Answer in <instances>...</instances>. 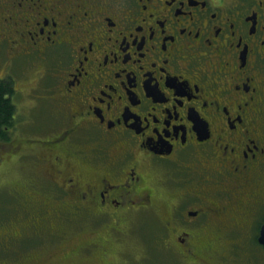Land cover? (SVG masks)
<instances>
[{
  "label": "flooded vegetation",
  "instance_id": "flooded-vegetation-1",
  "mask_svg": "<svg viewBox=\"0 0 264 264\" xmlns=\"http://www.w3.org/2000/svg\"><path fill=\"white\" fill-rule=\"evenodd\" d=\"M0 11V46L17 55L0 72L15 105L0 160L38 159L51 187L26 180L17 204L35 227L70 221L63 264L114 234L159 241L161 223L181 264L264 261V0H0ZM26 93L46 107L22 123ZM114 245L94 254L114 264Z\"/></svg>",
  "mask_w": 264,
  "mask_h": 264
},
{
  "label": "rangeland",
  "instance_id": "rangeland-1",
  "mask_svg": "<svg viewBox=\"0 0 264 264\" xmlns=\"http://www.w3.org/2000/svg\"><path fill=\"white\" fill-rule=\"evenodd\" d=\"M231 2V1H230ZM0 14H3V12L0 11ZM6 19V16L4 17ZM5 43H9L8 41H5ZM7 46L10 45H1L0 46V64L3 62L2 69L0 67V72L3 74L8 69V64L6 63L7 59L15 58L16 54H11L10 49H8ZM7 53V54H5ZM14 63L10 64V67L12 68ZM37 90V87L35 88ZM27 94V95H26ZM25 95H21L18 99V109H17V116L19 120L22 121V123L29 122L28 117L35 115L33 113H30V109H32L33 106H40V107H46L45 103L41 98L38 97H32L30 94L26 93ZM38 103V104H37ZM37 104V105H35ZM38 114V113H37ZM41 115V114H39ZM42 116V115H41ZM19 133V129H16L15 132L12 134V140L16 138L15 136ZM9 158V157H8ZM17 161V164H16ZM11 159L8 160L6 163H2L0 160V264H63V261H61L60 256L70 250L71 248L65 247V249L62 248H47V247H36L32 246L31 250L33 249L34 253H37V257L34 256V253H31L30 247H26L28 251H24V253L21 251L17 253L14 251L15 244L11 245L10 247V240H12L6 233L13 232L12 230H20L21 228H25L27 225L28 217L27 214H25V211L23 208H21L20 205L17 204L19 201L20 195L22 196L21 190L24 188L23 182H26V180L32 179L37 184H43L46 188L51 187V182L48 180L43 179L45 177V172L41 167H37L38 159H36L35 156L26 155L20 159L17 160ZM165 184V183H164ZM159 199V198H157ZM165 201H160V208L161 213L159 216H156L157 219H164L165 216L168 215L169 208H167V205H164ZM31 209V208H30ZM29 209V210H30ZM19 215V217L17 216ZM150 219H152L153 215H147ZM264 217V213L262 218H254L256 220V224L254 227L256 236L258 234V240L260 241V235L261 231L264 225V221L262 220ZM141 218V217H140ZM145 221V219H143ZM29 223V222H28ZM262 223V224H261ZM145 224L147 226H152L153 221L147 220L145 221ZM261 227V230L258 233V228ZM14 226V228H12ZM137 223L133 225V227H136ZM162 228L160 230H165L163 233V237L157 239L153 236V238L149 239V242H136L133 239H128L127 234H122L125 236L124 239H119L117 237L118 235H111L112 242L109 244V246H100L98 244H87L84 248H76V254H79L80 256H84V260H78L76 264H105V259L102 255L97 256L98 254H94L95 251H97L98 248L102 249H108L112 243H114L115 248L118 250L113 251L115 254V257L113 258L114 264H181L178 262V254L175 251L174 252V246H176V242L171 241L170 237L167 233L169 230L167 229L166 224H160L158 225V228ZM136 231L142 230L141 228H135ZM69 233H63L62 230L59 229L61 239L64 240L66 237H70L72 234V231L69 230ZM29 233V230H25L23 233V236ZM104 234L102 230L98 231L97 234H95V239L98 237V235ZM32 237L28 238L30 240L28 243L37 242L39 239L35 235H31ZM89 235H83V237H88ZM255 236V238H257ZM59 236L56 235H49L46 234L45 237H43L42 241L48 242L50 240H54L55 238H58ZM87 239V238H86ZM90 240V239H89ZM76 241L81 242V236L76 234L75 237L71 238L68 244L76 243ZM10 247V249H8ZM91 248L92 251L88 248ZM242 247V246H240ZM101 250V249H100ZM250 250L245 251L247 254H249ZM99 252V249L96 253ZM174 252V253H170ZM236 254V258H242L243 254L239 253ZM253 253H257V251H254ZM33 254V255H32ZM230 255V254H228ZM32 256V257H31ZM214 256L216 259H214ZM262 254L258 255L259 258H261ZM119 259V260H118ZM262 259V258H261ZM228 261V260H227ZM208 263H200V264H221L223 262L222 257L218 254L211 255V261H206ZM230 262V260L228 261ZM64 264H69L67 262H64ZM186 264V263H184ZM225 264H228L225 262ZM259 264H264V261L259 262Z\"/></svg>",
  "mask_w": 264,
  "mask_h": 264
},
{
  "label": "trees",
  "instance_id": "trees-1",
  "mask_svg": "<svg viewBox=\"0 0 264 264\" xmlns=\"http://www.w3.org/2000/svg\"><path fill=\"white\" fill-rule=\"evenodd\" d=\"M9 84H5L4 82H2V84L0 85V137L2 134H4V125H8L9 127H13V124L15 123V117H14V113H15V105L12 104V101L10 99V96H8V94L6 92H8L10 90L9 88ZM6 134V133H5ZM4 134V135H5ZM17 216L19 217V215L17 214ZM58 220H53V221H47L46 223L44 222H39L41 227H35L33 225V221L29 222L25 228H21L20 230H12L13 231V236H10L8 233H6L8 235V237L10 236L13 237L12 240H10V247L11 245H13V243L15 244L14 246V251H16L17 253L19 252H23L24 251H28L26 247H30V251L31 253L33 252V249L31 250L32 246H40V247H47V248H56L57 246H55L58 241L57 239H61V236L58 238H55L54 240H50L48 242H43L42 239L43 237H45L46 234L49 233V231L51 230V225L48 224H55L56 227H60V230L63 231V233H65V228L68 226V230H72V225L70 224L69 220H66L64 225L61 223H58ZM46 226H45V225ZM14 228V226L12 227ZM25 230H29V233L26 234L25 236H20L17 234L23 235ZM58 234L60 235V232H58ZM31 235H35L39 240L37 242H32V243H28L30 240H28V238L32 237ZM10 247L8 249H10ZM33 255V254H32ZM35 255V254H34ZM32 257V256H31ZM84 257V256H82ZM79 258V257H77ZM84 260V259H83ZM119 260V259H118ZM114 262V261H113Z\"/></svg>",
  "mask_w": 264,
  "mask_h": 264
},
{
  "label": "water",
  "instance_id": "water-1",
  "mask_svg": "<svg viewBox=\"0 0 264 264\" xmlns=\"http://www.w3.org/2000/svg\"><path fill=\"white\" fill-rule=\"evenodd\" d=\"M260 241L264 244V225L261 231V235H260Z\"/></svg>",
  "mask_w": 264,
  "mask_h": 264
}]
</instances>
